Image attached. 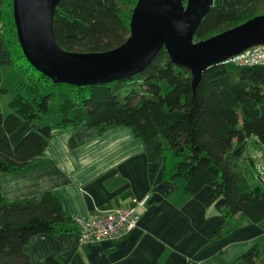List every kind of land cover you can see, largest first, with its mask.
Returning a JSON list of instances; mask_svg holds the SVG:
<instances>
[{
  "label": "trees",
  "instance_id": "obj_1",
  "mask_svg": "<svg viewBox=\"0 0 264 264\" xmlns=\"http://www.w3.org/2000/svg\"><path fill=\"white\" fill-rule=\"evenodd\" d=\"M1 1L0 38L21 79L9 101L10 112L0 111V171H20L36 160L54 130L80 124L99 131L126 126L144 142L165 140L167 146L159 145L152 155H162L167 179L185 180V193L209 188L203 204L231 222L264 219V184L254 179L251 157L255 144L264 151V64L213 65L193 91L190 71L162 48L144 69L123 79L84 86L54 83L25 61L13 25L12 0L11 10L10 0ZM131 3L60 0L53 17L58 44L76 52L121 45L130 33V15L121 6ZM260 14L264 0H213L194 39L208 38ZM43 117L58 120L40 123L11 144L10 135L22 122L39 123ZM78 230V221L63 212L55 194L6 202L0 188V264H33L28 253L31 237ZM220 232L215 230L211 237ZM239 258L247 264L263 261L256 245ZM39 264L62 262L49 255Z\"/></svg>",
  "mask_w": 264,
  "mask_h": 264
},
{
  "label": "crops",
  "instance_id": "obj_2",
  "mask_svg": "<svg viewBox=\"0 0 264 264\" xmlns=\"http://www.w3.org/2000/svg\"><path fill=\"white\" fill-rule=\"evenodd\" d=\"M20 79L0 38V100L6 98L0 108L9 107ZM44 122L53 121L22 122L10 135L11 144L25 133L20 128L30 131ZM159 145L164 147V141L158 137L144 142L126 126L99 131L80 124L54 130L41 156L24 169L0 171L6 202L51 192L74 221L123 206L140 215L135 228L92 245H79L77 231L35 235L28 243L31 262L52 255L62 264H247L239 257L256 245L263 259L256 264H264V219L231 222L203 204L209 188L185 193V180L167 179L162 155H152ZM147 194L146 205L139 207ZM217 229L221 232L211 237Z\"/></svg>",
  "mask_w": 264,
  "mask_h": 264
},
{
  "label": "water",
  "instance_id": "obj_3",
  "mask_svg": "<svg viewBox=\"0 0 264 264\" xmlns=\"http://www.w3.org/2000/svg\"><path fill=\"white\" fill-rule=\"evenodd\" d=\"M60 0H12V20L25 61L54 83L84 86L123 79L144 69L164 48L191 73L195 91L202 73L264 45V14L196 41L194 34L213 0H137L129 36L119 46L96 52L62 48L53 17Z\"/></svg>",
  "mask_w": 264,
  "mask_h": 264
},
{
  "label": "built area",
  "instance_id": "obj_4",
  "mask_svg": "<svg viewBox=\"0 0 264 264\" xmlns=\"http://www.w3.org/2000/svg\"><path fill=\"white\" fill-rule=\"evenodd\" d=\"M3 24L0 19V34ZM228 61L242 65L264 64V45L256 46L234 56ZM254 179L264 184V166L258 162V157L252 153ZM149 199L145 195L138 201L139 207H144ZM139 213L134 207L123 206L111 212L98 213L84 221H78L77 242L81 246L92 245L102 239L121 234L135 228L139 221Z\"/></svg>",
  "mask_w": 264,
  "mask_h": 264
},
{
  "label": "rangeland",
  "instance_id": "obj_5",
  "mask_svg": "<svg viewBox=\"0 0 264 264\" xmlns=\"http://www.w3.org/2000/svg\"><path fill=\"white\" fill-rule=\"evenodd\" d=\"M131 1H132V3L129 5V7L128 6H121V8L127 9L129 15H131L130 14L131 13V10L134 7V4H133V1L134 0H131ZM10 10H11V0H10ZM5 99L6 98H2V100H0V101L3 102V101H5ZM0 109H1L0 111L2 112L3 115H6V114H8L10 112L9 107H6V105H4V107L3 108H0ZM49 118H51L53 122L58 120L56 117H49ZM44 119H46V118H44ZM25 130H26V127L25 128H20V130H18V131H20V133L23 132V131L25 133L28 132V131H25ZM158 138L161 140V142L164 141V147H166L167 144H166L165 140L163 138H161V137H158ZM252 150H253L252 153H254L258 157V162L259 163H262V165L264 166V151L262 150V147H260V146H258V145L255 144L253 146V149Z\"/></svg>",
  "mask_w": 264,
  "mask_h": 264
}]
</instances>
